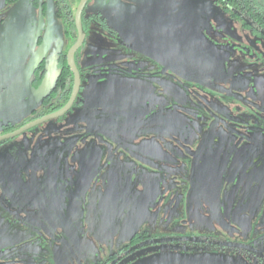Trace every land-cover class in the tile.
I'll use <instances>...</instances> for the list:
<instances>
[{"label":"flooded vegetation","instance_id":"flooded-vegetation-1","mask_svg":"<svg viewBox=\"0 0 264 264\" xmlns=\"http://www.w3.org/2000/svg\"><path fill=\"white\" fill-rule=\"evenodd\" d=\"M80 2L0 9V264H264V0Z\"/></svg>","mask_w":264,"mask_h":264},{"label":"rangeland","instance_id":"rangeland-1","mask_svg":"<svg viewBox=\"0 0 264 264\" xmlns=\"http://www.w3.org/2000/svg\"><path fill=\"white\" fill-rule=\"evenodd\" d=\"M31 0H20L22 11L21 14H25V16L30 19L33 15V9L30 5ZM5 0H0V9L4 5ZM51 2V1H50ZM22 16V15H21ZM21 29H24V26L21 27ZM10 30V27L7 31ZM19 39V37L17 38ZM26 43L20 47V42H17L16 47L17 50H9V53L11 55H16V64H25L26 58L30 54V46ZM8 51V49L6 50ZM5 53V52H4ZM237 62L240 63L238 65V69L236 71V74L242 75L245 74L247 76H250L251 79L255 81V84L251 88V91L253 93H262V98H260V101L262 105L264 106V44H263V55L260 57L254 56V58H246L243 55L236 54ZM53 60H49L54 61ZM247 62V63H246ZM248 62H252L251 64H248ZM10 64H13L12 58L10 59Z\"/></svg>","mask_w":264,"mask_h":264},{"label":"water","instance_id":"water-1","mask_svg":"<svg viewBox=\"0 0 264 264\" xmlns=\"http://www.w3.org/2000/svg\"><path fill=\"white\" fill-rule=\"evenodd\" d=\"M86 0H81L80 2V5L78 7V11H77V14H76V25H77V28H78V34H79V37H78V42L77 44L75 45V47L70 51L69 53V59L71 61V58H72V54L74 52V50L80 46V44L82 43V40L84 38V34H83V31L81 29V26H80V12L82 10V7L84 5Z\"/></svg>","mask_w":264,"mask_h":264}]
</instances>
